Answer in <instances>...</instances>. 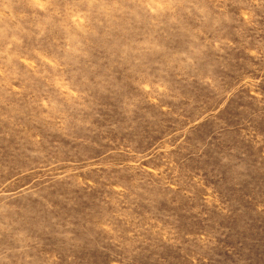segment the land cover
<instances>
[{"label": "rangeland", "instance_id": "obj_1", "mask_svg": "<svg viewBox=\"0 0 264 264\" xmlns=\"http://www.w3.org/2000/svg\"><path fill=\"white\" fill-rule=\"evenodd\" d=\"M0 264H264V0H0Z\"/></svg>", "mask_w": 264, "mask_h": 264}]
</instances>
